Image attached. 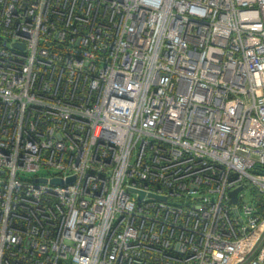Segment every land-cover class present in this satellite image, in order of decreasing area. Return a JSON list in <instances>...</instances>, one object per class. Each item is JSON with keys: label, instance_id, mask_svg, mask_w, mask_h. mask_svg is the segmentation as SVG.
<instances>
[{"label": "built area", "instance_id": "built-area-1", "mask_svg": "<svg viewBox=\"0 0 264 264\" xmlns=\"http://www.w3.org/2000/svg\"><path fill=\"white\" fill-rule=\"evenodd\" d=\"M0 264H264V0H0Z\"/></svg>", "mask_w": 264, "mask_h": 264}, {"label": "water", "instance_id": "water-1", "mask_svg": "<svg viewBox=\"0 0 264 264\" xmlns=\"http://www.w3.org/2000/svg\"><path fill=\"white\" fill-rule=\"evenodd\" d=\"M72 179H73V177H70L68 180H72ZM40 180H43L44 181L45 179L41 178ZM51 182H53V183H61L62 180L60 178H52L51 179ZM241 189H242V186H239V187L235 188L234 190H232L230 192L231 201L233 203L236 202V200H237V192L239 190H241ZM131 190L135 191L134 189H131ZM136 192H138V194H139L138 199H141L143 197V195H144V192L143 191H136ZM162 198L165 199V197H162Z\"/></svg>", "mask_w": 264, "mask_h": 264}, {"label": "rangeland", "instance_id": "rangeland-1", "mask_svg": "<svg viewBox=\"0 0 264 264\" xmlns=\"http://www.w3.org/2000/svg\"><path fill=\"white\" fill-rule=\"evenodd\" d=\"M246 198L249 200L251 199V194L248 192V190H246Z\"/></svg>", "mask_w": 264, "mask_h": 264}]
</instances>
